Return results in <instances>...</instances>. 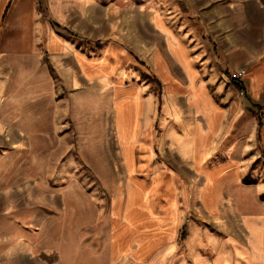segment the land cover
I'll list each match as a JSON object with an SVG mask.
<instances>
[{"label":"rangeland","instance_id":"obj_1","mask_svg":"<svg viewBox=\"0 0 264 264\" xmlns=\"http://www.w3.org/2000/svg\"><path fill=\"white\" fill-rule=\"evenodd\" d=\"M156 19L102 18L106 34L81 47L100 56L117 41L131 58L109 74L87 79L72 65L63 72L56 58L45 96L39 88L31 104V118L13 117L12 96L5 101L8 95L2 93L5 217L20 220L22 228L21 236L6 229L0 264H129L126 258L111 259L110 230L116 252L145 237L143 224L150 227L152 242L155 233L166 240L150 254L149 264L213 258L229 245L237 255L234 246L249 247L247 218L264 220V64L255 70L264 53L245 62L233 55L230 64L215 54L203 22L163 18L183 40L203 85L190 94L167 56L176 86L159 74L168 78L165 64L157 57V69L154 62V52L163 50L155 29L163 23ZM178 60L192 76L186 55ZM188 94L204 114L187 103ZM198 159L206 168L223 167L216 199L204 195L209 181L196 169ZM19 172L23 179L37 178L23 183L21 217L13 213V176ZM30 203L38 205V216Z\"/></svg>","mask_w":264,"mask_h":264},{"label":"crops","instance_id":"obj_2","mask_svg":"<svg viewBox=\"0 0 264 264\" xmlns=\"http://www.w3.org/2000/svg\"><path fill=\"white\" fill-rule=\"evenodd\" d=\"M102 18H157L156 20H161L163 25L155 23V29L162 38L163 50L158 49L154 52V62L157 67L156 58L158 57L165 64L168 78H164L160 71L159 74L163 80L173 81L171 83L176 86L166 60L167 56L175 70L180 71L186 79L185 84L190 94L195 92L192 87L197 88L199 85L196 66L183 40L167 26L163 18H197L199 22H203L206 26L205 33L212 40L215 54L220 57L226 56L230 64L235 63L231 57L233 55L240 56L238 60L245 62L248 56H253V61H255L264 53V0H0V118L7 116L6 114L3 116L4 111L1 109L2 93L8 95L5 101L12 96L15 108L13 117L22 119L34 116L31 104L37 102L35 96L39 88L45 90V96L47 92L45 87H48V70L51 65L54 66L53 62L56 58L61 57V60L56 59V61L61 65L63 72L72 65L79 72L80 79L109 74L120 63L129 60L130 54L117 41L107 44L104 49L105 53L103 52L104 54L100 56L91 57L81 47L84 41L99 43V39L106 34L101 30ZM72 31L79 33L80 36L71 33ZM250 39L253 41H249ZM185 55L189 59L192 76L185 65L178 60V57H185ZM48 57H51L50 61ZM229 57L231 62L228 61ZM262 64L264 61L256 65L255 70L259 69ZM199 86L203 87L201 84ZM198 89L203 93L202 89ZM142 98L144 99L143 95ZM126 100L125 109L121 110L123 113L128 111V100ZM186 101L195 107L196 112L203 113V110H200L189 98V94ZM206 106L214 111L207 100ZM3 130L4 127L0 125V132L2 133ZM198 148L197 142L195 151H198ZM195 165L199 172L208 177V194L204 193V195L206 198L216 199V188L218 181L223 178L221 174L223 167L216 165L206 168L199 159L196 160ZM0 170L3 171L0 174V243L4 244L6 229L13 230L15 236L18 233L21 236L22 227L20 220L17 221L16 218L12 222L6 220L7 204L4 190L7 174L1 164ZM145 170H151V166L147 165ZM164 174L166 176L175 175L168 171ZM24 177L26 178L23 179L21 172L13 176V213L20 217L26 212V210L23 212L24 204H22L23 183L33 184L37 179L30 175ZM208 206L209 208L215 207L212 202ZM29 209L32 214L38 216L37 204L30 203ZM246 221L249 231V247L234 246V249L239 250L237 255L232 254L233 251L229 245L227 251L223 248L221 255L217 254L213 258L196 255L193 256L192 262L186 263L184 259L179 258V263L264 264V220L252 215ZM141 229L145 231L143 235L145 237L131 239L128 247L116 252L113 251V228L110 230L112 260L122 257L126 258L129 264H149L150 254L155 251V247L160 248L166 240L164 235L160 236L155 233L152 242L148 232L150 227L143 224ZM154 229H159V223ZM175 229L177 230L176 226ZM50 238L52 241L53 236L51 235ZM174 238L175 236L170 240ZM229 241L233 244L232 240ZM156 254L159 255V252ZM163 263L164 260L161 259L154 264Z\"/></svg>","mask_w":264,"mask_h":264},{"label":"trees","instance_id":"obj_3","mask_svg":"<svg viewBox=\"0 0 264 264\" xmlns=\"http://www.w3.org/2000/svg\"><path fill=\"white\" fill-rule=\"evenodd\" d=\"M235 83H237V82H235ZM238 84V83H237ZM238 85H240V84H238Z\"/></svg>","mask_w":264,"mask_h":264}]
</instances>
